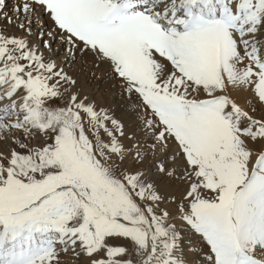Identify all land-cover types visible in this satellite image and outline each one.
<instances>
[{
	"label": "snow or ice",
	"instance_id": "6c2138e0",
	"mask_svg": "<svg viewBox=\"0 0 264 264\" xmlns=\"http://www.w3.org/2000/svg\"><path fill=\"white\" fill-rule=\"evenodd\" d=\"M0 264H264V0H0Z\"/></svg>",
	"mask_w": 264,
	"mask_h": 264
}]
</instances>
